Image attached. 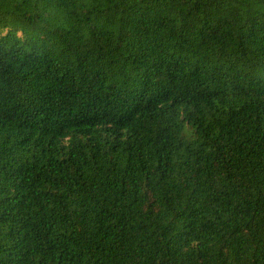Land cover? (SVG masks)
Here are the masks:
<instances>
[{
  "label": "trees",
  "instance_id": "16d2710c",
  "mask_svg": "<svg viewBox=\"0 0 264 264\" xmlns=\"http://www.w3.org/2000/svg\"><path fill=\"white\" fill-rule=\"evenodd\" d=\"M0 264H264V0H0Z\"/></svg>",
  "mask_w": 264,
  "mask_h": 264
}]
</instances>
